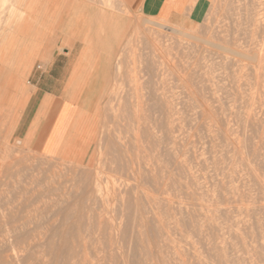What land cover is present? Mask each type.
<instances>
[{"label":"rangeland","instance_id":"rangeland-1","mask_svg":"<svg viewBox=\"0 0 264 264\" xmlns=\"http://www.w3.org/2000/svg\"><path fill=\"white\" fill-rule=\"evenodd\" d=\"M12 1L0 264H264V0Z\"/></svg>","mask_w":264,"mask_h":264},{"label":"crops","instance_id":"crops-1","mask_svg":"<svg viewBox=\"0 0 264 264\" xmlns=\"http://www.w3.org/2000/svg\"><path fill=\"white\" fill-rule=\"evenodd\" d=\"M191 0H128L139 12L161 20H172L182 15Z\"/></svg>","mask_w":264,"mask_h":264},{"label":"bare ground","instance_id":"bare-ground-1","mask_svg":"<svg viewBox=\"0 0 264 264\" xmlns=\"http://www.w3.org/2000/svg\"><path fill=\"white\" fill-rule=\"evenodd\" d=\"M7 1H8V0H0V11L3 9V7H4V5L6 4ZM17 1H18V0H14V1H12L11 6H10V7H11V10H10V11H11V12H14V13H15V11H16V13H18V15H21V16H22V13H23V11H24L26 8H24V10H23V7H22V11H21V10L19 9V7L23 4L24 1L22 0L23 2H22V4H21V3H20L21 0H19V3H20L21 5L18 4L19 7H18V5H17V7H16ZM38 2H39V1H38ZM31 3H33V2H31ZM7 4H8V3H7ZM8 5H9V4H8ZM35 5L37 6V1H36V4H35ZM22 6H23V5H22ZM24 7H25V6H24ZM26 7H28V5H27ZM5 8H6V7H5ZM29 8L31 9L30 6H29ZM32 8H35V6H34V7L32 6ZM27 9H28V8H27ZM30 9H29V10H30ZM11 12H10V13H11ZM99 14H100V13H99ZM18 15H16V17H17ZM34 15L37 16L38 14H37V12H36V13L33 12V10L30 11V13H29L28 16L26 15V17H25V21H26L25 24H26V25H27V24H30L29 21L33 18ZM108 16H109V18H110V15H109V14H108ZM101 17H102V16H101ZM104 17H105V14H104ZM102 18H103V17H102ZM23 19H24V18H23ZM108 20H109V19H108ZM146 21H147V20H146ZM129 22H130V20H129ZM155 23H156V22H155ZM144 24H145V23H144ZM160 24H161V23H160ZM26 25L23 27V29H25V30L27 29ZM124 26H125V25H124ZM147 26H148V25H147ZM150 27H151V26H150ZM23 29H22V32L24 31ZM124 30H125V29H124ZM4 31H5V30H4ZM4 31L1 32L2 35H4ZM125 31H126V30H125ZM125 31H124V33H125ZM22 32H21V33H22ZM122 32H123V31H122ZM126 32H127V31H126ZM19 33H20V32H19ZM19 33H18V34H19ZM21 33H20V34H21ZM133 33H134V32H133ZM122 34H123V33H122ZM23 35H24V34H23ZM123 35H124V34H123ZM4 38H5V37H4ZM126 38H127V37H126ZM120 39H121V38H120ZM4 40H5V39H3V41H4ZM121 40H122V39H121ZM3 41H2V42H3ZM0 42H1V40H0ZM0 44H1V43H0ZM118 44H119V43H118ZM34 52H35V51H34ZM23 57H25L24 54H23ZM27 58H29V57L27 56ZM30 58H31V57H30ZM23 61H24V60H23ZM26 61H27V60H26ZM16 74H17V73H16ZM19 74H20V73H19ZM17 75H18V74H17ZM17 75H16V77H17ZM88 75H89V74H88ZM18 76H19V75H18ZM17 79L19 80V77H17ZM17 82H18V81H17ZM104 82H105V81H104ZM108 82H109V81H108ZM21 83H22V81H21ZM16 86H17V83H16ZM20 86H21V85L19 84V87H20ZM17 88H18V87H17ZM18 91H20V90H18ZM21 92H22V91H21ZM19 93H20V92H19ZM24 94H25V93H24ZM22 96H23V95H22ZM26 96H27V95H26ZM100 100H101V99H100ZM104 101H105V100H104ZM25 102H26V101H25ZM101 102H102V101H101ZM170 102H171V101H170ZM99 104H100V103H99ZM23 107H24V106H23ZM133 108H134V107H133ZM95 111H96V110H95ZM21 112H22V111H21ZM19 116H20V114H19ZM14 124H16V123L14 122ZM12 128H13V127H12ZM11 133H12V132H11ZM104 202H105V201H104Z\"/></svg>","mask_w":264,"mask_h":264},{"label":"built area","instance_id":"built-area-1","mask_svg":"<svg viewBox=\"0 0 264 264\" xmlns=\"http://www.w3.org/2000/svg\"><path fill=\"white\" fill-rule=\"evenodd\" d=\"M37 69H39V70H40V69H41V67H40V66H38V67H37Z\"/></svg>","mask_w":264,"mask_h":264}]
</instances>
